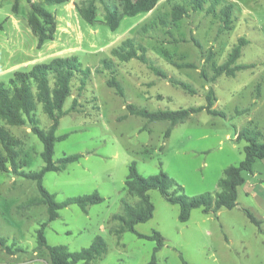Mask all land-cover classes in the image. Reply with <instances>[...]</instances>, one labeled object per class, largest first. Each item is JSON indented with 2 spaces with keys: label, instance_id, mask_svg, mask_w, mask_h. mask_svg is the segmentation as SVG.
<instances>
[{
  "label": "rangeland",
  "instance_id": "rangeland-1",
  "mask_svg": "<svg viewBox=\"0 0 264 264\" xmlns=\"http://www.w3.org/2000/svg\"><path fill=\"white\" fill-rule=\"evenodd\" d=\"M16 1L18 13L13 10ZM81 1L87 0L47 5L58 20L57 33L54 40L38 48V37L27 23L31 11L28 0H0V21L7 20L0 31L5 42L0 50V80L8 81L12 76L1 73L6 68L28 70L32 64L26 61L34 56L50 62L77 55L84 67L92 68L80 95V77L74 79L72 96L65 104L68 112L56 131L57 135L68 134L56 142V161L69 154L83 156L62 171L47 172L43 181L59 202L94 191L105 200L90 205L87 212L77 204L62 208L59 217L48 223L45 235L50 245H65L72 252L89 247L102 236L106 253L86 264H148L155 240L127 229L115 233L123 228L114 216L124 213V199L138 202L125 189L131 163L135 161L144 176L164 170L189 196L214 193L225 169L245 159L249 142L238 139V132L243 128L259 131L258 140L264 142V0H228L234 4V24L225 31H220L218 17L191 8L182 20L163 26L157 17L170 14L176 0H160L150 12L125 16L119 28L112 30L105 23L106 8L120 5L121 0H97L98 21L94 24L77 11L75 4ZM154 19L157 24L143 32L142 27ZM129 37L147 47L149 62H123L112 55V49ZM240 37L248 43L237 64L254 67L239 70L236 76L223 74L211 82L213 64L224 63ZM105 58L114 60L124 96L108 85L112 73L103 63ZM178 63H194L196 67H180ZM172 80L186 82L194 91ZM211 86L218 97L214 108L224 115L203 110L172 125L170 121H150L130 114L127 109L128 103L150 111L199 107L207 104ZM75 97L79 105L72 110ZM35 113L41 128L48 129L52 120L41 104ZM0 125H6L24 142L20 170H40L45 165L41 155L44 144L30 125L13 126L2 120ZM243 174L246 181L239 187V206L222 207L217 213L195 208L187 222L179 219V204L169 202L159 189L149 191L154 215L138 223L136 229L149 235L158 230L165 236L157 264H183V258L190 264H264V205L246 193L251 184L264 185V158L256 160L253 171ZM37 196L36 180L0 171V235L15 250L11 254L1 247L0 264H49V250L38 245V230L48 219V206L29 204ZM261 196L264 198V192ZM243 207L254 212L260 225L249 220Z\"/></svg>",
  "mask_w": 264,
  "mask_h": 264
},
{
  "label": "trees",
  "instance_id": "trees-1",
  "mask_svg": "<svg viewBox=\"0 0 264 264\" xmlns=\"http://www.w3.org/2000/svg\"><path fill=\"white\" fill-rule=\"evenodd\" d=\"M71 0H28L31 5V11L27 16V22L34 34L38 37V48H41L46 42L55 39L57 33L58 20L56 15L51 12L47 5L63 4ZM97 0H87L77 2L76 9L79 14L91 24L98 21ZM173 2V0H169ZM175 1V0H174ZM160 0H121L120 5L113 8L107 7L105 13V23L112 29L117 30L125 16H136L140 13H147L153 10ZM209 3L208 6L206 4ZM190 8L194 11L206 10L221 20L220 31L231 30L234 24V4L228 0H176L172 4L170 14H160L157 20L160 24L167 27L171 23H177L185 16L189 15ZM14 12H19V2L16 1L13 7ZM6 21H0V31L6 27ZM157 24L156 19L146 23L142 27L143 32H147ZM248 40L240 37L236 45L229 54L228 59L222 64H213L214 75L211 82H214L219 76H236L237 71L252 68L254 64H237L242 56L243 48ZM112 55L120 61H130L139 59L145 63L149 62L147 56V47L135 40V38H126L121 44L112 49ZM106 68L111 70L112 76L108 80V85L115 88L117 93L124 96L125 90L123 84L116 76L114 60L112 58L103 59ZM180 67H196L194 63H178ZM156 70V69H155ZM158 74L167 77L164 72L156 70ZM92 75V68L84 67L82 61L77 55L57 57L50 62H41L35 64L29 71H17L8 81L0 80V120L8 125L23 126L29 124L32 131L39 137L44 144L41 153L45 165L38 171L20 170L21 164L19 158L24 153L23 140L12 134L6 125H0V171L5 173H18L26 178L36 180L40 196L32 199L29 204L48 206V219L43 222L38 230V245L46 247L50 252L49 264H86L101 257L107 251V243L102 236L95 238L93 243L79 251H70L65 245H50L45 235V228L48 223L59 217V211L71 204L79 205L85 212L93 204L101 203L105 198L98 192L90 194L69 197L59 202L56 200V194L50 192L44 185V176L49 171H62L68 164L78 161L83 155L69 154L54 159L56 142L65 139L68 134L57 135L56 131L60 126V119L66 115L65 110L67 100L72 96L73 81L80 77L79 95L84 90L87 79ZM205 78L206 72H203ZM208 79V78H207ZM175 84L182 86L185 90L194 91L186 82L172 80ZM207 104L199 107L180 108L177 110H158L150 111L141 108L134 103H128L127 109L130 114L142 116L150 121L166 120L172 125L191 118L192 114L206 110L213 115H224L223 112L214 108L218 100L214 88L211 86L206 95ZM38 104L42 105L44 112L50 117L52 123L48 129H43L39 125L36 116ZM78 98L75 97L71 106L72 110L78 109ZM171 128L168 129L169 134ZM261 132L249 128H243L238 132V139H247L245 146L246 156L238 165H230L224 171V176L219 181V189L213 192H206L199 195L189 196L183 191L177 181L164 170L158 174L144 176L134 161L130 165V172L125 182V189L129 195L138 198L136 204L124 199V213L116 214L114 219L120 220L123 224L121 230L127 229L136 233L139 237L148 238L157 242L151 261L148 264H157V252L165 245L166 238L158 230L152 234H144L136 229V225L150 220L155 211V205L151 200L149 191L159 189L162 195L171 203L180 205L179 219L187 222L192 210L203 208L206 213H217L222 207L235 208L239 206V187L245 183L246 177L244 171H253L257 159L264 158V142H260L258 137ZM11 167H10V165ZM178 185L177 189L175 186ZM249 220L260 225L261 221L247 207H243ZM5 247L9 253H14V249L8 246L7 238L0 235V249ZM183 264H190L183 258Z\"/></svg>",
  "mask_w": 264,
  "mask_h": 264
},
{
  "label": "crops",
  "instance_id": "crops-1",
  "mask_svg": "<svg viewBox=\"0 0 264 264\" xmlns=\"http://www.w3.org/2000/svg\"><path fill=\"white\" fill-rule=\"evenodd\" d=\"M18 21L19 20H16L15 19V25H18ZM20 23V22H19ZM28 23V22H27ZM28 26H29V24H28ZM30 27V26H29ZM30 29H31V27H30ZM32 30V29H31ZM34 33V32H33ZM10 39V37H7V40H9ZM4 45H5V42L0 38V50L2 49V48H5L4 47ZM42 48V47H41ZM10 55H11V53H10ZM41 62H43L42 60H38L37 58H36V56H34V57H31L30 59H28L27 61H26V64H32V66L29 68V66H28V70H24V71H29L35 64H37V63H41ZM17 71H19V70H13V67H11V68H6V69H4V70H2V74H4V73H7V72H10L9 74H11L12 76L10 77V78H12L14 75H15V73L17 72ZM262 192H264V185L263 184H259V185H253V184H251V186H250V188H248V190H246V193L247 194H251V195H253L255 198H256V200H258V202L261 204V205H264V200H262V199H264V198H262V196H261V193ZM238 199H239V197H238ZM248 208V207H247ZM251 210V209H250ZM253 212V211H252ZM254 213V212H253Z\"/></svg>",
  "mask_w": 264,
  "mask_h": 264
}]
</instances>
